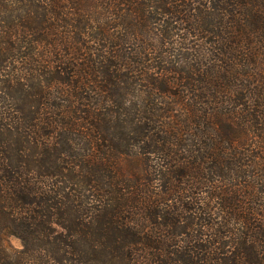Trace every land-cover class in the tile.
Masks as SVG:
<instances>
[{
    "label": "trees",
    "instance_id": "16d2710c",
    "mask_svg": "<svg viewBox=\"0 0 264 264\" xmlns=\"http://www.w3.org/2000/svg\"><path fill=\"white\" fill-rule=\"evenodd\" d=\"M0 264H264V0H0Z\"/></svg>",
    "mask_w": 264,
    "mask_h": 264
},
{
    "label": "rangeland",
    "instance_id": "374dc122",
    "mask_svg": "<svg viewBox=\"0 0 264 264\" xmlns=\"http://www.w3.org/2000/svg\"><path fill=\"white\" fill-rule=\"evenodd\" d=\"M193 39L194 38H192V40ZM190 45H192V43H190ZM136 159L137 157L135 155L125 156L123 158L121 165L124 171L127 170V174L133 170H139V162ZM4 244L10 253H13L15 250H19L22 247L21 241L14 236H6L4 239Z\"/></svg>",
    "mask_w": 264,
    "mask_h": 264
}]
</instances>
